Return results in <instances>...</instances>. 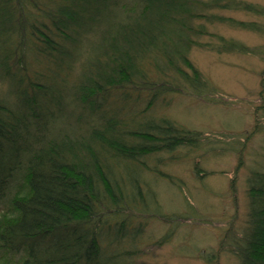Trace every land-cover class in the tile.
Returning <instances> with one entry per match:
<instances>
[{
    "label": "trees",
    "instance_id": "trees-1",
    "mask_svg": "<svg viewBox=\"0 0 264 264\" xmlns=\"http://www.w3.org/2000/svg\"><path fill=\"white\" fill-rule=\"evenodd\" d=\"M121 2L0 0V79L9 81L16 96L12 105L0 97V202L8 207L0 216V264H17V255L20 264H122L119 247L131 220L108 219L132 209L129 198L136 192L131 186L140 191L136 175H117L118 164L196 145L200 136L166 117L147 119L145 113L162 94L194 91L204 96L212 91L190 59L193 47L219 54L263 53L211 33L205 25L228 22L264 32L258 21L219 14L234 10L264 17L262 5L246 0H131L128 7ZM116 7L124 14L115 31L107 30L97 58L83 64L76 83H68L73 61L86 52L82 35ZM205 35L217 40L201 42ZM130 84L139 86L140 96L151 98L141 109L142 121L127 129L133 123L106 107L109 90ZM70 91L75 102L88 108L92 123H86V135L52 133L66 113ZM252 176L249 232L230 251L242 264H264V173Z\"/></svg>",
    "mask_w": 264,
    "mask_h": 264
},
{
    "label": "rangeland",
    "instance_id": "rangeland-1",
    "mask_svg": "<svg viewBox=\"0 0 264 264\" xmlns=\"http://www.w3.org/2000/svg\"><path fill=\"white\" fill-rule=\"evenodd\" d=\"M121 1L131 6V0ZM246 1L264 7V0ZM123 14L117 7L109 8L100 23L82 35L81 45H87L86 52L77 62L73 61V70L66 76L68 83H76L83 64L97 58L99 45L108 36L107 30L115 31ZM219 14L255 20L264 26V17L244 11L222 10ZM205 25L211 33L258 47L263 53L219 54L193 47L190 59L212 91H204V96L194 91L162 94L145 113L147 119L166 117L182 129L199 132L200 136L196 145L143 155L126 166L118 164L117 175L122 179L136 175L140 191L131 186L136 192L134 199L129 198L134 210L126 207L108 219L131 220L119 247L122 264H242L230 250L239 248L249 232L248 191L252 174L264 173V111L260 109L264 32L232 27L228 22ZM199 40L217 39L205 35ZM62 80L59 78L56 85H61ZM13 92L9 81L1 78L0 97L11 105L14 98L16 101ZM72 95L70 91L66 96V113L63 118H57L52 133L75 130L87 134L86 123L89 127L92 123L88 108L83 109V104L75 102ZM107 97L106 111L117 114L128 124L133 123L127 129L131 125L137 127L142 121L141 109L151 98L140 96L136 84L109 90ZM7 210V203L0 202V216ZM13 258L20 264L21 257Z\"/></svg>",
    "mask_w": 264,
    "mask_h": 264
}]
</instances>
